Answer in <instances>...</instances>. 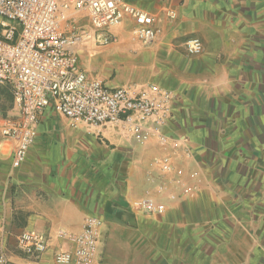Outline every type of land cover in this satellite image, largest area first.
I'll use <instances>...</instances> for the list:
<instances>
[{"label": "crops", "instance_id": "0c3cea01", "mask_svg": "<svg viewBox=\"0 0 264 264\" xmlns=\"http://www.w3.org/2000/svg\"><path fill=\"white\" fill-rule=\"evenodd\" d=\"M126 1L154 18V41H139L125 17L108 31L109 44L76 48L79 67L107 87H159L172 117L159 137L137 143L47 107L14 169L16 142L1 129L21 116L1 88L5 264H56L88 215L103 223L101 264H264V0ZM190 37L201 53L187 54ZM144 200L164 212L136 210ZM31 231L47 240L41 255L18 247Z\"/></svg>", "mask_w": 264, "mask_h": 264}, {"label": "built area", "instance_id": "2783aa9c", "mask_svg": "<svg viewBox=\"0 0 264 264\" xmlns=\"http://www.w3.org/2000/svg\"><path fill=\"white\" fill-rule=\"evenodd\" d=\"M125 17L133 20V35L139 41H154V18L126 0H0V88L10 91L21 116L1 129L4 139L16 142L12 168L25 161L47 107L74 123L113 126L137 143L162 134L172 117L167 93L155 85L107 87L79 67L76 48L89 40L109 44L108 31ZM185 48L187 54L197 55L203 45L190 37ZM164 168L168 169L167 161ZM135 209L151 216L164 212L162 205L148 200L137 202ZM69 241L74 248L57 251L56 264L102 263L105 237L98 217L88 215L82 232ZM17 243L27 255L38 256L47 249L45 236L35 231L21 233ZM0 264H5L1 248Z\"/></svg>", "mask_w": 264, "mask_h": 264}, {"label": "rangeland", "instance_id": "374dc122", "mask_svg": "<svg viewBox=\"0 0 264 264\" xmlns=\"http://www.w3.org/2000/svg\"><path fill=\"white\" fill-rule=\"evenodd\" d=\"M0 91H1V88H0ZM5 99H0V117H3L4 116V110H5V105H6V103H5V101H4ZM4 123V122H3ZM1 124V127H0V129L4 126V124Z\"/></svg>", "mask_w": 264, "mask_h": 264}]
</instances>
